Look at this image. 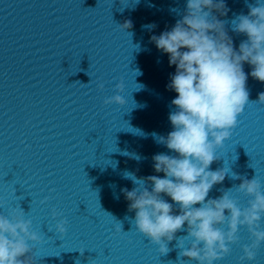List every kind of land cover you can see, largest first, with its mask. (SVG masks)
I'll return each instance as SVG.
<instances>
[{
    "label": "water",
    "instance_id": "1",
    "mask_svg": "<svg viewBox=\"0 0 264 264\" xmlns=\"http://www.w3.org/2000/svg\"><path fill=\"white\" fill-rule=\"evenodd\" d=\"M186 3L0 0V212L21 207L32 220L43 237L32 242L35 264H90L89 257L93 264H197L179 256L186 225L168 242L171 251L161 254L159 245L136 229L135 211L128 210L122 192L135 186L126 172L163 177L152 157L173 154L152 134L166 136L173 130L169 113L178 93L167 85L176 69L150 37L170 30ZM226 3L227 16L215 14L226 22L238 49L247 37L233 32L231 21L248 14L247 5L256 0ZM129 20L131 28L119 26ZM153 23L149 31L145 26ZM251 70L245 63L249 104L210 165L229 172L209 198L232 189L241 207L250 199L236 188L242 179L257 176L264 182V104L252 103L264 92V82L254 79ZM121 80L125 88L119 94L126 103H105L118 93ZM45 197L50 199L42 203ZM53 208L68 219L67 233L56 230L63 217L54 219ZM120 222L123 231L118 232ZM238 234L232 251L214 264H264V243L255 260H240L243 245L253 237L246 226ZM190 239L183 240L185 247Z\"/></svg>",
    "mask_w": 264,
    "mask_h": 264
},
{
    "label": "clouds",
    "instance_id": "2",
    "mask_svg": "<svg viewBox=\"0 0 264 264\" xmlns=\"http://www.w3.org/2000/svg\"><path fill=\"white\" fill-rule=\"evenodd\" d=\"M247 6L248 14L240 13L231 21L232 31L247 37L238 49L226 22L215 14L227 16L230 9L226 0H187L182 18L174 26L150 37L159 50L168 54L170 66L176 69L167 85L178 93L171 101L175 110L169 113L173 130L166 136L152 134L173 154L161 152L152 157L155 171L164 173L163 177L137 178L126 172V178L132 179L135 186L122 192L129 201L128 210L135 211L132 221L136 229L159 245L161 254L171 251L168 242L176 239V233L184 231L186 225L187 235L179 239V256L197 264H214L228 255L231 245L240 240L241 226H246L253 237L250 244L243 245L241 261L255 260L257 249L264 243V182L257 176L243 178L236 187L250 197L245 207L231 195L232 189L209 198L213 186L222 183L229 172L225 168L211 170L210 165L219 158L217 149L231 137L238 116L249 104L244 64L252 66L250 75L254 79L264 82V0ZM119 26L131 28L132 22ZM145 27L151 31L156 25ZM116 88L118 93L105 103H126L119 94L125 88L122 80ZM252 103L264 104V92ZM232 176L241 179L236 173ZM48 199L45 197L42 203ZM25 216L21 207L11 208L7 215L0 212V264H35L32 242L43 237ZM52 217H63V213L53 208ZM68 223L66 217L57 219L56 230L67 233ZM116 230L123 231L121 222ZM186 238H191L190 247L184 246ZM84 251L79 249L81 255ZM89 262L93 264L94 260L89 257Z\"/></svg>",
    "mask_w": 264,
    "mask_h": 264
}]
</instances>
